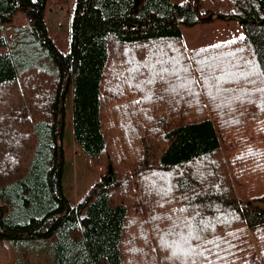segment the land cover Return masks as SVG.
<instances>
[{"label": "trees", "instance_id": "16d2710c", "mask_svg": "<svg viewBox=\"0 0 264 264\" xmlns=\"http://www.w3.org/2000/svg\"><path fill=\"white\" fill-rule=\"evenodd\" d=\"M46 3L0 0V264L29 241L55 264H264V0H76L66 53ZM216 18L243 34L188 49L181 25ZM71 93L75 142L105 170L76 202Z\"/></svg>", "mask_w": 264, "mask_h": 264}, {"label": "rangeland", "instance_id": "374dc122", "mask_svg": "<svg viewBox=\"0 0 264 264\" xmlns=\"http://www.w3.org/2000/svg\"><path fill=\"white\" fill-rule=\"evenodd\" d=\"M180 1V0H179ZM76 0H47L45 20L48 35L62 52L70 50L71 21L75 10ZM29 26V18L22 11H17L12 20L4 23L2 35L8 39L14 37L17 27ZM181 31L188 49L197 50L214 45L243 34V29L236 20L213 19L187 26L182 24ZM32 60L48 69H55L56 63L50 55L35 54ZM72 93L67 101L66 123L63 138L64 173L63 191L72 201L82 199L90 187L101 179L102 166L95 164L86 151L75 142L72 124ZM9 198L0 194V204H6ZM264 206V204H263ZM51 242L40 243L29 241L9 244L10 258L6 264H55L51 257Z\"/></svg>", "mask_w": 264, "mask_h": 264}, {"label": "snow or ice", "instance_id": "6c2138e0", "mask_svg": "<svg viewBox=\"0 0 264 264\" xmlns=\"http://www.w3.org/2000/svg\"><path fill=\"white\" fill-rule=\"evenodd\" d=\"M215 47H219V45H216ZM241 75H246V74L242 73ZM149 83H151V81H149ZM177 250L178 251H183V249H179V248ZM173 255H176V252H174Z\"/></svg>", "mask_w": 264, "mask_h": 264}, {"label": "water", "instance_id": "95a60500", "mask_svg": "<svg viewBox=\"0 0 264 264\" xmlns=\"http://www.w3.org/2000/svg\"><path fill=\"white\" fill-rule=\"evenodd\" d=\"M110 177V176H109Z\"/></svg>", "mask_w": 264, "mask_h": 264}]
</instances>
